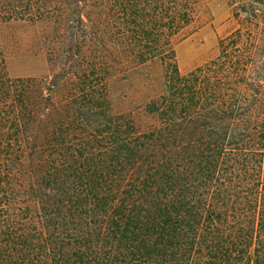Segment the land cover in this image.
<instances>
[{
    "label": "trees",
    "instance_id": "16d2710c",
    "mask_svg": "<svg viewBox=\"0 0 264 264\" xmlns=\"http://www.w3.org/2000/svg\"><path fill=\"white\" fill-rule=\"evenodd\" d=\"M209 1L0 0L55 33L48 78L0 48V264H264V76L233 38L176 62ZM145 69L160 90L115 112L113 73Z\"/></svg>",
    "mask_w": 264,
    "mask_h": 264
},
{
    "label": "rangeland",
    "instance_id": "374dc122",
    "mask_svg": "<svg viewBox=\"0 0 264 264\" xmlns=\"http://www.w3.org/2000/svg\"><path fill=\"white\" fill-rule=\"evenodd\" d=\"M53 36V27L47 23H0V48L8 75L11 78H48L54 69L50 63ZM226 38L238 39L248 69V82L256 76L263 78L264 0H210L199 20L176 43L180 72L189 74L215 61L219 42ZM149 73L146 69L123 76L120 71L113 73L109 90L115 112L133 113L135 117L142 113L151 94L161 88L159 72L155 74L157 81L151 85ZM142 121L144 125L150 123L144 117Z\"/></svg>",
    "mask_w": 264,
    "mask_h": 264
}]
</instances>
